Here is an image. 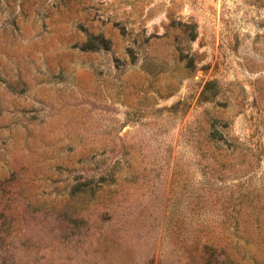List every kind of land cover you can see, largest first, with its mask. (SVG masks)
I'll list each match as a JSON object with an SVG mask.
<instances>
[{
  "label": "rangeland",
  "instance_id": "1",
  "mask_svg": "<svg viewBox=\"0 0 264 264\" xmlns=\"http://www.w3.org/2000/svg\"><path fill=\"white\" fill-rule=\"evenodd\" d=\"M0 264H264V0H0Z\"/></svg>",
  "mask_w": 264,
  "mask_h": 264
},
{
  "label": "trees",
  "instance_id": "2",
  "mask_svg": "<svg viewBox=\"0 0 264 264\" xmlns=\"http://www.w3.org/2000/svg\"><path fill=\"white\" fill-rule=\"evenodd\" d=\"M101 37V36H100ZM103 39H101V41H102Z\"/></svg>",
  "mask_w": 264,
  "mask_h": 264
}]
</instances>
